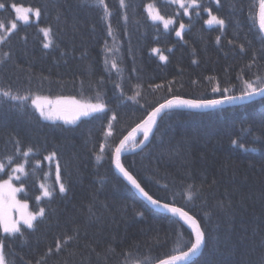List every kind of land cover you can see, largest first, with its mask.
Instances as JSON below:
<instances>
[{
    "label": "trees",
    "instance_id": "1",
    "mask_svg": "<svg viewBox=\"0 0 264 264\" xmlns=\"http://www.w3.org/2000/svg\"><path fill=\"white\" fill-rule=\"evenodd\" d=\"M257 1L197 0L185 15L172 0H104L107 10L97 0H0V21L17 24L0 30V89L28 97H0V182L12 177L27 215L44 209L22 234L0 227L6 264H154L185 249L191 232L139 198L113 170V153L165 100L224 99L241 95L246 82L264 85ZM13 4L41 15L16 20ZM149 5L173 22L151 20ZM209 12L223 28L205 23ZM41 29H50L47 39ZM36 97L99 98L105 108L66 123L42 117ZM121 164L153 199L197 220L206 243L194 264H264V97L168 110Z\"/></svg>",
    "mask_w": 264,
    "mask_h": 264
},
{
    "label": "snow or ice",
    "instance_id": "2",
    "mask_svg": "<svg viewBox=\"0 0 264 264\" xmlns=\"http://www.w3.org/2000/svg\"><path fill=\"white\" fill-rule=\"evenodd\" d=\"M121 6H124V0H120ZM174 3H178L181 8H185L184 0H173ZM97 3L100 5H103L105 7V10H107V5H105L104 0H97ZM190 7L198 6L197 0H190ZM12 7L15 9L17 13H21L24 11L22 8L17 7L15 4L12 5ZM149 11L151 15V9L152 5H149ZM6 4L0 3V9H5ZM29 13H33L36 18H39L41 15V12L39 9H36L33 11V9L29 8L26 10ZM185 15H188V10L185 8L184 11ZM259 29L261 32H264V0H259ZM209 19L205 21L208 25H219L221 28L224 26V20L221 18H218L216 15H213L211 12H209ZM154 21L155 20H162L164 22V27L167 28L170 23H172V20H164L163 17L159 16L157 13L156 15H152L151 17ZM16 19L18 20H24L27 22L28 16H17ZM17 28V24L15 22H12L10 24V27L8 24H6L3 21H0V30L8 31L11 33L12 30H15ZM180 28L183 29L184 25L183 23L180 24ZM41 31L44 34V37L47 39L49 37L50 29H41ZM109 34H111V31H109ZM177 36L181 35L180 31L176 32ZM219 40V38H218ZM3 39H0V43H3ZM45 48L49 47V43L44 44ZM243 51V48H241ZM158 51V49L153 50ZM7 59V54H5V57L3 60H0V63H4V61ZM161 60H166L167 58L164 55H160ZM113 68L116 67V64L113 63ZM159 87V85L157 86ZM214 91H219V88L214 89ZM227 89H225V92ZM255 96H261L264 97V86H254L251 82H246L245 88L242 90L241 95L239 96H225L224 99H210L205 101H194V100H179V99H169L166 100L165 103L160 104L158 107H156L148 116V119L144 122V124L149 125L148 128H145L143 131V141H147L149 139V134L152 131V126L156 124L157 118H162V115L166 113V110H171L173 108H179V107H187V108H216L219 105L225 103V102H234L236 100H244V99H251ZM0 97L10 100V101H22L27 100L28 97H21L17 95H13L11 90H3L0 89ZM32 105L39 111L40 115L44 117L45 119H64L66 123L72 122L75 123L76 120L80 119L81 117H89L94 113L103 112L104 111V104L99 101V98H97V103H90V102H81L74 97H58L55 100H51L48 98H41L36 97L32 99L31 101ZM71 114V120L68 119L67 114ZM116 117L113 116L112 120H115ZM109 131L107 133L108 136L112 135V125L109 124ZM139 128H143V125L138 126ZM135 131V130H134ZM128 140V137H125L124 140L120 141V144L115 148L114 150V163L117 169L123 174V176L131 183V185L137 189L141 195L149 201L153 206L156 207H163L169 211H171L173 214L179 213V215L183 217H187L188 220L191 221L193 227V239H190L184 250H180L178 255H172L170 256V259H163L160 260L159 264H172V262L175 261H181L183 264H194L193 258L197 257L200 253L202 248L204 247L206 243L205 238V232L200 229L199 224L192 219L191 216L188 215L187 212H182L180 209L177 208H169L168 204H161L158 200L153 199L151 195H149L144 188L141 187V185L137 182V180L123 167L120 161L121 154L124 151V147L126 144V141ZM143 141H140L138 143H143ZM233 145H236V141H232ZM240 147H243L241 144ZM104 148L101 146V151H103ZM247 150V149H245ZM30 151V150H29ZM23 155L27 156L28 152H24ZM98 159L100 157L98 156ZM11 162V159L10 161ZM4 169V165L0 164V171ZM15 171L22 172L23 167H17ZM15 179H19V177H15ZM12 177H9V180H6L3 182V184H0V190L7 189L9 193L14 194L18 189H15L12 187L11 184ZM60 176H59V170H57V181L59 182ZM60 192L63 193L66 191L64 185L60 184ZM45 196H50L51 193L45 190L44 192ZM193 197L191 194L188 195V199L191 200ZM0 199H2V195H0ZM39 199V197L37 198ZM26 207V205H25ZM43 216L44 215V209L41 208L39 212L36 215L28 214L24 216L22 214L21 220H9L7 218V214L0 210V227L3 228V231L8 234H16L20 233L22 234V228L21 225L26 226L27 228L31 229L33 228V221L36 219V216ZM71 237L65 239L62 243L60 241H57L56 244V251L59 252L61 247L63 245H66ZM51 252V249L49 250ZM0 264H6L4 252H3V244L0 243Z\"/></svg>",
    "mask_w": 264,
    "mask_h": 264
},
{
    "label": "water",
    "instance_id": "3",
    "mask_svg": "<svg viewBox=\"0 0 264 264\" xmlns=\"http://www.w3.org/2000/svg\"><path fill=\"white\" fill-rule=\"evenodd\" d=\"M258 13H259V0H258V5H257V12H256V18H257V24H258V28H259V15H258ZM260 30V29H259ZM260 33H261V35L263 36V38H264V32H261L260 31ZM264 86V85H263ZM239 96V95H238ZM258 97H261V96H255V97H253V98H251V99H254V98H258ZM170 99H179V100H189V99H184V98H179V97H174V98H170ZM169 100V99H168ZM222 100V99H221ZM246 100H250V99H244V100H236V101H234V102H225V103H223V104H221V105H219L218 107H216V108H199V109H194V108H187V107H179V108H173V109H171V110H185V111H209V110H212V109H217V108H221V107H225V106H229V105H233V104H235V103H239V102H242V101H246ZM166 101V100H165ZM165 101L164 102H162V103H165ZM194 101H196V100H194ZM161 103V104H162ZM160 105V104H159ZM158 105V106H159ZM157 106V107H158ZM156 108V107H155ZM154 108V109H155ZM153 109V110H154ZM152 110V111H153ZM151 111V112H152ZM166 111H168V110H166ZM151 112H149L145 117H144V119L135 127V128H133L130 132H128L127 134H125L122 138H121V140H124L125 139V137H128V140L126 141V144H125V147H126V145L127 144H129L132 140H134V139H136V138H138L139 136H140V134L144 131V129L145 128H148L149 127V125H147V124H144V122L148 119V116L150 115V113ZM158 119H159V117L157 118V121H158ZM157 121H156V123H157ZM140 125H143V128H139L138 126H140ZM156 125V124H155ZM155 125H153L152 126V131H151V133L149 134V139L147 140V141H143V137H142V139H141V141H143V143H139L137 146H135V147H132V148H129V149H125V147H124V151H123V153L121 154V157H122V155L124 154V153H128V152H133V151H137V150H139V149H141L144 145H146L147 144V142L150 140V138H151V135H152V133H153V131H154V128H155ZM135 130V131H134ZM143 135V134H142ZM120 140V141H121ZM120 141H119V143L117 144V146L120 144ZM116 146V147H117ZM121 157H120V161H121ZM112 159H113V161H112V166H113V170L115 171V173L117 174V175H119V177L123 180V181H125L134 191H135V193L151 208V209H153V210H156V211H158V212H160V213H163V214H166V215H168V216H170V217H172V218H174L175 220H177L179 223H181L185 228H187L190 232H191V234H192V237L194 238V236H193V227H194V225H192V223H191V221L190 220H188L187 219V217H181L180 215H179V213H176V214H173L171 211H169V210H167V209H165V208H163V207H156V206H153L149 201H147L142 195H141V193L137 190V189H135L132 185H131V183L123 176V174L119 171V169H117L116 168V166H115V163H114V153H113V157H112ZM161 203V202H160ZM161 204H165V203H161ZM168 206H169V208H177V209H180V208H178V207H176V206H172V205H169L168 204ZM180 211H182V212H186V211H184L183 209H180ZM188 215L189 216H191L189 213H188ZM192 217V219H194L196 222H197V220L193 217V216H191ZM197 224H199L198 222H197ZM201 229V228H200ZM179 253H177V254H175V255H178ZM172 256V255H171ZM195 258V257H194ZM164 259H170V256H168V257H166V258H164ZM161 260H163V259H161ZM159 262L160 261H158V262H156V263H154V264H159ZM172 264H183V262H181V261H175V262H172Z\"/></svg>",
    "mask_w": 264,
    "mask_h": 264
},
{
    "label": "rangeland",
    "instance_id": "4",
    "mask_svg": "<svg viewBox=\"0 0 264 264\" xmlns=\"http://www.w3.org/2000/svg\"><path fill=\"white\" fill-rule=\"evenodd\" d=\"M184 3H185V8H188L189 4H190V1L189 0H184ZM176 4H178V3H176ZM16 6L22 8L24 10L21 13H19V16L27 15L29 17V12L26 11L28 8H25V7L20 6V5H16ZM185 8H184V10H185ZM146 10H147V14H148V16L150 17L151 20H153L151 18L152 15H156L157 13L159 14V16L163 17L159 13V11L155 10L153 7L151 9V15H150V11H149V7L148 6H147ZM15 13H16V17H17V12L15 11ZM169 19L172 20L171 18H165L164 20H169ZM16 20H18V19H16ZM19 21H24V20H19ZM155 21H161L160 23L164 25V22L162 20H155ZM3 182L4 181H1L0 184H3ZM0 195H2V199H0V210H2L3 212H5L7 214V218L9 220H13V221L21 220L22 214L24 216L27 215V212H26L27 210H26L25 205L21 204L24 207H19L18 208L17 191H16V193L11 194V193L8 192L7 189H3V190H0ZM2 230H3V228H2Z\"/></svg>",
    "mask_w": 264,
    "mask_h": 264
},
{
    "label": "bare ground",
    "instance_id": "5",
    "mask_svg": "<svg viewBox=\"0 0 264 264\" xmlns=\"http://www.w3.org/2000/svg\"><path fill=\"white\" fill-rule=\"evenodd\" d=\"M216 99H219V98H216ZM210 100V99H209ZM205 101V100H204ZM213 110V109H212ZM143 132L140 134V136H139V138H141L142 139V137H143ZM140 198V197H139Z\"/></svg>",
    "mask_w": 264,
    "mask_h": 264
}]
</instances>
